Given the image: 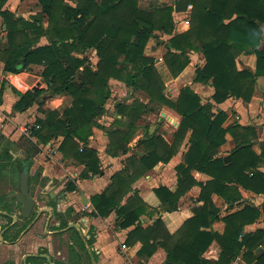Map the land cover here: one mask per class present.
<instances>
[{
  "label": "trees",
  "instance_id": "1",
  "mask_svg": "<svg viewBox=\"0 0 264 264\" xmlns=\"http://www.w3.org/2000/svg\"><path fill=\"white\" fill-rule=\"evenodd\" d=\"M38 1L41 13L28 19L4 9L7 0H0V15L7 30L6 45L0 49V62H4V70L11 73L41 64L44 66L42 75L49 83L47 95H43L44 88L22 92L14 87L19 95L14 111L42 105L46 98L57 94L72 97V104L63 113L48 109L44 117H37L40 127L33 129L31 135L43 144L63 136L59 149L65 156L86 164L82 177L101 172L97 151L81 146V142L88 143L93 126L98 125L95 117L106 110L105 104L111 96V78L145 91L150 101L167 105L181 115L171 143L156 133L138 138V143L146 147V153L138 159L132 174L116 173L111 185L92 196L94 214L108 216L115 209L121 218L120 226L133 227L128 232L127 245L141 241L138 254L147 256L162 246L168 252L163 264H231L241 254L255 264H264V228L244 231L245 225L259 219L264 203L261 209L245 203L240 209L221 216V209L213 200V194H218L230 204L239 202L242 199L240 187L264 193V171L260 169L264 165V143L261 153H257L247 137L251 129L245 128L246 132H239L242 141H237L226 156H218L226 134L236 128V125L224 126L227 112L221 108L215 111L213 104L203 102L189 84L180 88L176 99L170 98L165 93V82L155 58L145 53L154 31L172 34L164 61L174 77L190 63L189 49L202 50L206 61L196 69L192 80L212 81L213 99L217 103L230 96L250 101L256 77L264 74V49L260 48L264 0H176L175 5L164 3L152 8L142 6L140 0H74V5L66 0ZM188 5H192L190 27L173 34L174 11L186 10ZM42 36L48 43L39 45ZM89 48L97 50L96 69L86 55L74 54L85 53ZM242 52L256 54L255 71L237 67L236 59ZM2 96L3 88H0V104ZM153 109L139 99L130 103L119 101L116 110L128 117V128H117L109 133L108 152L117 155L119 150H127L135 123L143 113ZM189 132L188 149L183 161L176 165V190L160 185L154 187V191L163 209L169 212L179 210L180 198L195 185L201 187L198 200L203 203L193 216L183 219L175 232L169 230L162 217L143 226L141 216H152L156 209L143 200L132 184L158 162H169ZM39 150L35 145L32 155ZM3 152L1 156L12 158L9 149L3 148ZM194 170L207 173L211 179L197 180ZM74 188L76 185L71 182L67 186V189ZM55 214L61 220V227L68 225L62 213L56 211ZM217 220L225 222L222 233L213 228ZM214 240L222 250L219 258L212 261L203 254ZM259 246L262 249L256 252Z\"/></svg>",
  "mask_w": 264,
  "mask_h": 264
},
{
  "label": "crops",
  "instance_id": "2",
  "mask_svg": "<svg viewBox=\"0 0 264 264\" xmlns=\"http://www.w3.org/2000/svg\"><path fill=\"white\" fill-rule=\"evenodd\" d=\"M67 1L69 2V0ZM27 2H34L37 11H30V8L26 6ZM70 3L74 5L73 2ZM3 8L15 12L17 16L28 19L41 12L42 9L38 0H7ZM191 9L192 5H188L186 11L174 12L176 27L173 34L184 32L190 27L189 18ZM45 23L46 25L48 24L46 19ZM261 25L263 35L260 48L264 49V23ZM156 34H160L161 37L166 36L165 42H161L163 44L158 47L157 52L152 51L150 55L145 50V53L153 57H155L156 53H159L155 57V62L161 63L164 61L168 40L172 34L159 30L154 31L153 36ZM6 42V24L0 15V49L5 47ZM46 43H48V39L42 36L38 44L42 45ZM88 51H93L95 54V58L93 59L95 63L91 62V66L96 69V64L99 60L97 50L89 48L85 53H88ZM85 53L75 52L74 54L83 57L86 55ZM189 56L191 58L190 63L173 80H179L187 72V77H185L187 84L200 94L202 101L205 103L211 102L215 111L216 108H221L227 112L224 126L236 125L233 133L228 132L226 134V141L219 147L218 156H226L235 148L237 141H242L239 132H246L244 131L245 128L251 129V133L247 137L253 143V149L257 153H261L264 143V74L256 77V86L250 101L230 96L225 101L217 103L213 99L215 89L212 81L203 83L192 80L196 69L205 64L206 60L203 51L189 49ZM88 58L92 60L91 56ZM236 62L239 69H251L255 71L257 56L254 52H242L237 57ZM43 70V65L32 64L23 72L11 73L6 72L4 70V62H0V81L2 82L4 79L7 81L5 88L0 83V88H3L2 102L0 104V133L2 135H11L12 138H15L14 136L18 135L21 131V127L15 131L16 126L29 123L37 115H39L37 117L45 116V114L43 115L44 112L42 114L38 112V114L34 113L35 109H32V106L24 111H14L13 109L14 104L19 99V95L14 91V87L22 92L37 88L49 89V83L42 75ZM167 71L169 72V69ZM43 81H45V86L38 85L39 82ZM117 83L121 84L125 82L117 78L109 80L111 96L113 91L112 84ZM179 92L180 88L175 93L176 97L173 99L178 97ZM57 96H62L63 100L71 97L69 94H57L54 97ZM146 96L147 98L143 97L141 99L145 103H148L150 98L147 94ZM110 99L105 104L106 110L95 117L98 125L93 126V134L89 137L88 143L84 144L81 142V146L93 148L97 151L101 161V172L90 174L89 177H82L81 173L84 171L86 164L74 157H67L60 151L59 146L63 140V136L61 135L54 137L47 144H41L42 146L38 152L39 157L44 156L46 153L50 158L43 161L45 163L43 171H38V175L41 174L42 177H48V182L43 186L35 187L33 195L37 200V215L32 217L28 231L19 238H16L18 231L15 226L6 232L0 231V263L6 262L9 259L10 264H163L166 261L168 252L162 246H159L151 256H147L138 254V251L142 247L141 241H137L133 245H127L128 232L133 227L122 228L120 226L121 218L115 209L108 216L94 214L95 207L92 203V196L101 193L111 185L116 173L123 171L130 174L133 173L138 165V159L146 153V147L138 143V138H145V136L156 133L162 135L171 143L174 133L179 127L181 115L167 105H161L158 108L154 105L153 110L143 113L142 117L135 123L134 133L127 150L121 149L119 150V154L112 155L107 150L110 140L109 133L117 128L127 129L128 117L117 113L116 107L118 102H116L114 107L110 108ZM132 100L127 101V103L132 102ZM71 104L72 101L68 106ZM43 105L42 108H44ZM42 108L41 111H43ZM159 108L162 116L161 124H151L149 126L146 125L147 123L143 124L144 117L155 114V111ZM48 109L60 110L56 105L55 107H48ZM63 110L60 111L62 112ZM172 118L175 119L173 128L169 123H172ZM156 126H159L161 131L156 130ZM170 132H173L172 136H170ZM189 135L190 132L187 134V138L184 140L177 154L169 162H158L152 169L139 176L132 184L133 189L138 192L143 200L156 209L155 214L152 216L147 214L141 216L143 226L151 225L156 219L162 217L169 230L175 232L181 226L183 219L193 216L195 209L202 205L203 201L198 200L201 191L199 185H195L183 195L179 201V210L172 212L163 209L162 202L154 191V187L160 185H165L171 190H176L178 186L176 165L184 159V154L189 146ZM35 155H30V161ZM260 169L264 171V165ZM193 174L199 181L211 179L210 175L198 170H194ZM54 179L61 181L58 187L54 185ZM70 182L75 184L76 188L67 189ZM31 190L33 191L32 187ZM240 191L242 199L233 204L228 203L222 196L213 194L215 204L221 209V216L240 209L245 203H250L260 209L262 208L264 193L257 194L242 187H240ZM186 197L187 204H183V200ZM44 207L47 209H43ZM56 211L63 214L64 219L68 221L67 226H60L61 220L55 214ZM0 223H3V221H0ZM213 228L222 233L225 229V222L217 220L213 223ZM258 228H264V210H262L257 221L245 225L244 231H255ZM261 249L262 246H259L256 252ZM221 250L222 248L219 243L214 240L203 256L215 261L219 258ZM231 264H255V262L244 258L243 254H241Z\"/></svg>",
  "mask_w": 264,
  "mask_h": 264
},
{
  "label": "rangeland",
  "instance_id": "3",
  "mask_svg": "<svg viewBox=\"0 0 264 264\" xmlns=\"http://www.w3.org/2000/svg\"><path fill=\"white\" fill-rule=\"evenodd\" d=\"M175 1L176 0H140V4L144 7L152 8L155 6H161L164 3L169 4V5H171V4L174 5ZM69 2L75 3L74 0H69ZM26 6H27V8H30V11H35V10L37 11L34 2L33 3L27 2ZM173 15H174V13H173ZM45 25H46V23H45ZM165 39H166V36L161 37L160 34H156L155 36H153V38L150 37L149 41L147 43L146 52L149 54L152 53V51L157 52L158 47L163 44L161 42L162 41L165 42ZM85 54L87 57L91 56L92 60L95 58V54L93 51H88V53H85ZM158 54L159 53H156V55H158ZM156 55H154V56L156 57ZM92 60L89 59V61H88L90 63V65H91V62L95 63V61L94 60L92 61ZM155 61H156V59H155ZM156 66H157V69H158L159 73L161 74V76L163 77V80L165 82V93L169 97H172V99H173L174 97H176L175 93H177L179 88H181L183 85L187 84V79L185 78V77H187V72L182 76V78H180L177 81H174L173 78H177V76L174 77L172 74H170V70H169V72L167 71L169 68L166 67L165 61H163L161 63H159V62L156 63ZM129 69L133 70V68L131 66L129 67ZM35 72H36V70H35ZM0 83L2 84V87H4V88L7 86V81L5 79L2 82L0 81ZM44 83H45V81L39 82L38 85L45 86ZM112 88H113L112 89L113 90L112 96L110 97L111 99L109 100L110 108L114 107L116 102H119V101L127 102V101L132 100V99L133 100L139 99V100L144 102V100H142L141 98H143V97L147 98L145 91H138V90L134 89L133 86L126 85L125 83L112 84ZM49 92H50V88L46 89V91L44 92L43 95H47V94H49ZM61 98H62V96H57V97H52V98L46 99V102L44 103V105L42 104L44 108H42V105L34 104L32 106V109H35L34 113L36 112V114H38V113L42 114V112H44L43 115L44 114L46 115L45 111L48 110V107H51V106L55 107V105H56V107H58V109L63 110L64 107H66V106L68 107V104L72 101V98L70 97V98H67L64 100H63V98L62 99ZM133 100H132V102H133ZM148 105L150 108L154 107V105H156L155 107L158 108L159 106H161L163 104H159V103H157V101L156 102L150 101V102H148ZM41 108L43 111H41ZM60 110H58L60 113H62L64 111L63 110L61 112ZM155 112H156L155 114L146 115L144 117L143 124L147 123L146 125H148V126L151 124H154V125L161 124L162 116L160 114V108L157 109ZM37 116H39V115H37ZM36 117L33 120H31L29 123H33L34 121H36ZM171 120H172V123L171 122H169V123H170V126L173 128L175 119L172 118ZM22 126L23 125L16 126L15 131L19 130L20 127H22ZM156 130L161 131V128L159 126H156ZM169 134H170V136H172L173 132H170ZM30 136H31V138L28 135L22 133L21 131L19 132L18 135L14 136L15 138H12L11 135L5 136V135H2L0 133V144L3 145L2 148H7V149H9V151L12 154H15V157L12 160H5V158L3 156H1L2 154H4L3 149L2 148L0 149L1 150L0 151V185L11 184L12 186H14V188H17L15 186H18V184L20 183V173L23 169V168H21V163L18 160V155H22L24 153L25 149H27L29 151L30 155H32L34 148H35V145H37L39 148H41V146H42L41 144H43V143L39 142L37 140V138H35V136H32V135H30ZM43 150H44V147H43ZM45 154H44V156L39 157L38 153H36L34 158L32 157V160L30 161V163H31V166H30V173H31L30 184H31V187L33 189V191H32L33 194L35 191V187L43 186L48 182L47 181L48 177H42L41 174L38 175V171L39 170L43 171V169L45 168V163L43 161H46L47 159L50 158V156L48 154H46V155ZM55 180L57 182L54 183V185L58 187L61 184V181L58 179H55ZM8 188H10V187H0V195H2V194L4 195V193L7 192ZM183 204H187V197L183 200ZM34 214H35V212H34Z\"/></svg>",
  "mask_w": 264,
  "mask_h": 264
},
{
  "label": "flooded vegetation",
  "instance_id": "4",
  "mask_svg": "<svg viewBox=\"0 0 264 264\" xmlns=\"http://www.w3.org/2000/svg\"><path fill=\"white\" fill-rule=\"evenodd\" d=\"M2 147H3V145L0 144V149ZM14 157H15V155H13L12 158H9V159L5 158V160H12ZM18 160L21 163V168H23V166L26 162L30 163L29 151L27 149H25L24 153L22 155H18ZM0 187H10L7 189V192L4 193V195L3 194L0 195V221H3V223H0V231L6 232L15 226V227H17V231H18L17 232L18 236H16V238H19L20 236L24 235L28 231L32 217L37 215V212H38L37 207L38 206L35 204L31 215L25 217L21 214L23 203H21L17 199L16 196L11 195L12 193L17 192L23 196V194L21 193V189H20V183L18 184V186H15L17 188H14V186H12L11 184L0 185ZM29 191H30V194L34 197L30 184H29ZM9 195H11L12 197L11 198L8 197ZM39 199H42V198H39ZM36 202H37V200H36ZM34 212H35V214H34ZM9 261H10V259L7 260L6 262L0 263V264H10Z\"/></svg>",
  "mask_w": 264,
  "mask_h": 264
},
{
  "label": "water",
  "instance_id": "5",
  "mask_svg": "<svg viewBox=\"0 0 264 264\" xmlns=\"http://www.w3.org/2000/svg\"><path fill=\"white\" fill-rule=\"evenodd\" d=\"M15 155V154H13ZM29 177H30V163L26 162L23 166V169L20 173V189L23 196L17 192L12 193L11 195H14L17 197V199L23 203L21 214L25 217L30 216L32 213V210L36 204V199L30 194L29 191ZM9 195L8 197H12ZM47 209V208H44ZM43 211V209H42ZM41 211V212H42Z\"/></svg>",
  "mask_w": 264,
  "mask_h": 264
},
{
  "label": "built area",
  "instance_id": "6",
  "mask_svg": "<svg viewBox=\"0 0 264 264\" xmlns=\"http://www.w3.org/2000/svg\"><path fill=\"white\" fill-rule=\"evenodd\" d=\"M40 125L34 121L33 123H24L23 126L21 127V131L22 133L28 135L29 137H31V132L33 129H37L39 128Z\"/></svg>",
  "mask_w": 264,
  "mask_h": 264
}]
</instances>
